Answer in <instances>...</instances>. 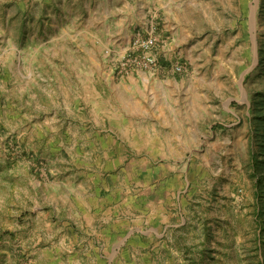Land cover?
I'll return each mask as SVG.
<instances>
[{
  "label": "rangeland",
  "instance_id": "374dc122",
  "mask_svg": "<svg viewBox=\"0 0 264 264\" xmlns=\"http://www.w3.org/2000/svg\"><path fill=\"white\" fill-rule=\"evenodd\" d=\"M261 211L264 0H0V264H261Z\"/></svg>",
  "mask_w": 264,
  "mask_h": 264
},
{
  "label": "built area",
  "instance_id": "2783aa9c",
  "mask_svg": "<svg viewBox=\"0 0 264 264\" xmlns=\"http://www.w3.org/2000/svg\"><path fill=\"white\" fill-rule=\"evenodd\" d=\"M158 43L159 40L154 34L146 37H134L123 58V66L125 68H134L140 71L155 73L160 68L159 59L155 54ZM171 69L173 74H182L185 72L184 66L180 63H175Z\"/></svg>",
  "mask_w": 264,
  "mask_h": 264
},
{
  "label": "crops",
  "instance_id": "0c3cea01",
  "mask_svg": "<svg viewBox=\"0 0 264 264\" xmlns=\"http://www.w3.org/2000/svg\"><path fill=\"white\" fill-rule=\"evenodd\" d=\"M155 11L157 12L158 9L155 8ZM155 15H157V14H155ZM149 24H150V20L147 19L146 10H144L143 14L141 15L140 23H138L137 21H134V18H131L129 26L131 25L133 30H134L138 26L143 29V27H147ZM162 49H164L163 52H165V53L170 51V49H167V51H166L165 47ZM148 74H150V73L145 72V71L133 72L127 78L128 83L129 84H136L137 81L139 82V81L147 80L148 77L149 78L151 77ZM156 80H157L156 84H157V89H158L157 93L162 92L163 94H165L166 97L168 95H172L174 97L176 94L181 92L180 88L175 87V86H178V84H177L176 80L173 78L167 77L164 79H156ZM130 88L132 89L133 87H130ZM136 90H139V88L137 87ZM117 96H118V98L121 101L123 106H135V105L139 106L137 98H135V96L133 94H128V93L123 92V90L121 88H119V90L117 92ZM167 105L171 106V104H167Z\"/></svg>",
  "mask_w": 264,
  "mask_h": 264
},
{
  "label": "trees",
  "instance_id": "16d2710c",
  "mask_svg": "<svg viewBox=\"0 0 264 264\" xmlns=\"http://www.w3.org/2000/svg\"><path fill=\"white\" fill-rule=\"evenodd\" d=\"M261 215H264V211L263 212L262 211L259 212V214H258V220H259V218H260ZM261 229H262V226H261ZM261 264H264V260H263V263H261Z\"/></svg>",
  "mask_w": 264,
  "mask_h": 264
}]
</instances>
